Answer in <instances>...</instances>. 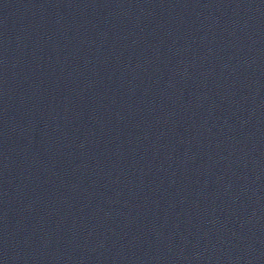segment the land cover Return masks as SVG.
I'll return each instance as SVG.
<instances>
[{"label": "water", "instance_id": "water-1", "mask_svg": "<svg viewBox=\"0 0 264 264\" xmlns=\"http://www.w3.org/2000/svg\"><path fill=\"white\" fill-rule=\"evenodd\" d=\"M0 264H264V79L0 0Z\"/></svg>", "mask_w": 264, "mask_h": 264}]
</instances>
